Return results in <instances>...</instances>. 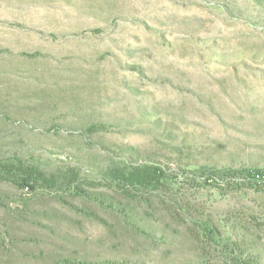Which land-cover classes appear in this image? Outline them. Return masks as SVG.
<instances>
[{"label":"rangeland","instance_id":"obj_1","mask_svg":"<svg viewBox=\"0 0 264 264\" xmlns=\"http://www.w3.org/2000/svg\"><path fill=\"white\" fill-rule=\"evenodd\" d=\"M59 1L75 35L23 46L58 92L7 102L0 78V161L77 168L119 211L0 182V264H226L206 223L264 264V179L205 185L264 172V0ZM125 164L164 168L166 185L112 189Z\"/></svg>","mask_w":264,"mask_h":264},{"label":"crops","instance_id":"obj_2","mask_svg":"<svg viewBox=\"0 0 264 264\" xmlns=\"http://www.w3.org/2000/svg\"><path fill=\"white\" fill-rule=\"evenodd\" d=\"M59 4V0H0V78L4 79L7 102L29 100L32 95L34 101L42 102L48 98L45 95L57 94L58 75L33 66L44 55L42 50H28L23 46L53 43L75 35L66 24L67 14L62 12L60 16ZM14 92L21 95L15 97Z\"/></svg>","mask_w":264,"mask_h":264},{"label":"trees","instance_id":"obj_3","mask_svg":"<svg viewBox=\"0 0 264 264\" xmlns=\"http://www.w3.org/2000/svg\"><path fill=\"white\" fill-rule=\"evenodd\" d=\"M95 127H91L94 129ZM62 169V168H61ZM57 170L56 173L47 174L35 164H29L21 159L14 162L0 161V182L11 183L19 189L35 190L41 184L52 188L54 185L63 184L72 193V195L81 197L85 200L97 203L99 206L112 211H119L115 202L111 201L104 194H93L87 192L82 185L81 175L77 168H69ZM164 168L156 165H123L108 169L104 178L112 189L117 190L124 186L129 191L144 190L150 192L162 191L165 183ZM264 179V172L256 169H227L224 172L219 171L217 175L205 178V185L215 183L217 185H231L237 181H248L255 186H260ZM221 187V186H220ZM221 189V188H220ZM2 198L0 196V207ZM124 211V210H123ZM206 236L216 239L218 245L222 249V253L226 264H261L260 256L247 246L232 239L224 240L222 236L217 234V230L209 223L203 226ZM66 264H86V262H78L66 260ZM57 264V263H55Z\"/></svg>","mask_w":264,"mask_h":264}]
</instances>
